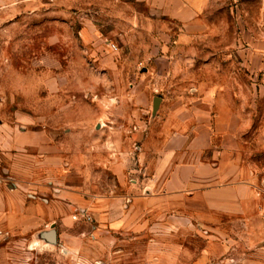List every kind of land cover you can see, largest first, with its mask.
I'll use <instances>...</instances> for the list:
<instances>
[{
    "label": "rangeland",
    "instance_id": "1",
    "mask_svg": "<svg viewBox=\"0 0 264 264\" xmlns=\"http://www.w3.org/2000/svg\"><path fill=\"white\" fill-rule=\"evenodd\" d=\"M204 16L183 37L137 0H0L5 173L70 213L38 230L0 220V264H264V70L250 69L264 0ZM224 156L251 186L244 212L164 195L167 168Z\"/></svg>",
    "mask_w": 264,
    "mask_h": 264
},
{
    "label": "crops",
    "instance_id": "2",
    "mask_svg": "<svg viewBox=\"0 0 264 264\" xmlns=\"http://www.w3.org/2000/svg\"><path fill=\"white\" fill-rule=\"evenodd\" d=\"M125 1V0H122ZM146 5L157 9L161 14L170 21H175L181 26V36L190 37L199 35L204 32L205 16L204 14L210 10L219 11L222 6V0H137ZM92 34V31H83L84 37ZM190 39L188 38L187 41ZM180 42H185L180 40ZM190 42V41H189ZM264 50V43L255 48L256 55ZM263 53V52H262ZM252 71L260 72L264 70V63H251ZM6 130L0 126V151L4 156H0V220H8L13 213L18 218L20 227L27 226L32 229H40L49 221L54 222L58 218H63L64 222L69 219L70 213L64 208L59 201L53 198L30 200L23 189L25 186L18 182V178L14 175L15 169L8 170L11 175H7L4 162L5 156L11 158L8 149L13 147V143ZM22 135H18L15 144L18 148L22 145ZM24 143V142H23ZM26 144V142L24 143ZM224 165H229L228 170L224 169ZM233 161L226 156L222 157L216 164L207 163L205 161H194L186 167L167 168L166 176V194L178 197L182 201L179 208L195 209L197 212L212 211L216 213L235 214L244 212L245 204L252 197V189L250 185L239 183L236 184L237 169ZM171 173V175H169ZM150 190V188H149ZM34 191V190H33ZM32 191V192H33ZM38 196L37 191H35ZM42 190L39 193H47ZM154 191L150 190L146 197L139 196L135 200L137 203L151 200ZM62 193V191H61ZM35 196V197H36ZM63 198L69 200V203H76L78 195L70 188L63 190Z\"/></svg>",
    "mask_w": 264,
    "mask_h": 264
},
{
    "label": "water",
    "instance_id": "3",
    "mask_svg": "<svg viewBox=\"0 0 264 264\" xmlns=\"http://www.w3.org/2000/svg\"><path fill=\"white\" fill-rule=\"evenodd\" d=\"M50 239H51V240H54L55 238H54V236H53V235H50Z\"/></svg>",
    "mask_w": 264,
    "mask_h": 264
}]
</instances>
